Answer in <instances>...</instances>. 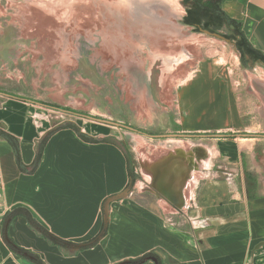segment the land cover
Returning a JSON list of instances; mask_svg holds the SVG:
<instances>
[{"label":"crops","instance_id":"0c3cea01","mask_svg":"<svg viewBox=\"0 0 264 264\" xmlns=\"http://www.w3.org/2000/svg\"><path fill=\"white\" fill-rule=\"evenodd\" d=\"M221 10L241 22L247 42L264 55V0H227ZM201 64L199 82L176 92L180 108L177 119L168 115L170 130L234 137L165 138L155 155L149 150L138 160L131 186L124 152L114 140L103 141L110 135L97 139L80 131L85 141L58 129L47 136L52 124L37 109L48 108L0 92V133L10 138L0 135V264H34L3 238L1 220L14 210L71 244H50L21 212L7 220L8 238L43 264H122L150 253L159 264H264L260 85L253 104L240 105L244 97L233 88L231 71L215 60ZM103 226L105 234L83 248Z\"/></svg>","mask_w":264,"mask_h":264},{"label":"rangeland","instance_id":"374dc122","mask_svg":"<svg viewBox=\"0 0 264 264\" xmlns=\"http://www.w3.org/2000/svg\"><path fill=\"white\" fill-rule=\"evenodd\" d=\"M185 9L182 0H0V92L98 118L37 109L52 132L73 125L110 135L139 172L138 160L165 140L124 126L183 135L168 115L177 119L176 92L199 82L202 60L231 71L240 105L253 104L259 85L264 104V81L252 76L264 78V68L242 66L232 45L184 26Z\"/></svg>","mask_w":264,"mask_h":264},{"label":"trees","instance_id":"16d2710c","mask_svg":"<svg viewBox=\"0 0 264 264\" xmlns=\"http://www.w3.org/2000/svg\"><path fill=\"white\" fill-rule=\"evenodd\" d=\"M227 0H182V4L186 6L184 16L182 17L181 23L184 26L192 28V30L195 33H202V31H207L211 34H219L221 31H224V33L220 34L225 40L229 41L234 45L236 48V51L239 53V62L242 66H246L247 63H260L264 65V55L252 48L250 44L247 42L246 38L244 37V34L241 30V22L229 18L222 10H221V5L223 2ZM13 97V96H10ZM16 99L18 100H23V98L17 97ZM32 104L35 105H40L45 108H48L50 110L54 111H59V112H64L70 115H74L76 117H82L85 119H90L92 121H100L98 118L91 117L86 115L83 112L71 110L68 108L60 107L56 104H51V103H44V102H39V101H30ZM124 128L131 130L139 135L146 136L149 138H153L152 133L145 131V130H140V129H132L129 127L124 126ZM59 129H71L74 131L81 139L88 141V139L80 133L79 129L76 126L69 125V126H64ZM53 132H50L47 136L51 135ZM0 135L5 138L6 140H10L8 135L4 133H0ZM187 138H201V137H209V136H216V137H225V138H232L231 134H186L185 135ZM47 139V138H46ZM96 142L94 140H89ZM105 142H112V140L106 139L103 140ZM115 144V143H114ZM116 146L120 147L122 151L124 152V155L126 157V164H127V171L128 175L130 177V182L129 186H131L136 179V174H135V163L131 160V155L129 150L125 146H120L118 144H115ZM40 156V151L36 154V161L39 160ZM18 212H21V214L26 218L29 226L39 232V234L46 239L50 244L58 246L59 248L64 249L65 247L70 246L71 244L69 242L62 241L55 236L51 235L48 233L46 230H44L42 227H40L32 218L31 216L26 212V211H19V210H14L11 212H8L5 214L3 219L1 220L2 227H3V238H7L8 242H6L7 247L12 251L14 254L24 257L22 254L27 253L32 257L31 261L34 264H43L39 258L19 247H17L7 236V227H6V221L17 215ZM105 234V228L104 226L102 227V230L100 231V234L90 240L89 242H86L85 244L82 245L83 248H89L92 247L100 237H102ZM148 257H155L153 254H146L142 258L136 259V260H130L126 264H143L146 258ZM157 264H159L157 262Z\"/></svg>","mask_w":264,"mask_h":264},{"label":"water","instance_id":"95a60500","mask_svg":"<svg viewBox=\"0 0 264 264\" xmlns=\"http://www.w3.org/2000/svg\"><path fill=\"white\" fill-rule=\"evenodd\" d=\"M202 33L209 35V36H213L215 38H218L220 40H223L227 43H229V41L225 40L220 34H211L207 31H202ZM108 123V122H106ZM110 124V123H109ZM171 137H186L184 135H158V136H153V138H158V139H165V138H171ZM104 226H106V224H104ZM5 241L8 242L7 238H5ZM80 246H78L77 248H79ZM24 257H27L28 259H32V257L30 255H28L27 253H23L22 254ZM145 261H152L154 264H157V259L155 257H148L145 259ZM127 262H124L122 264H126Z\"/></svg>","mask_w":264,"mask_h":264}]
</instances>
